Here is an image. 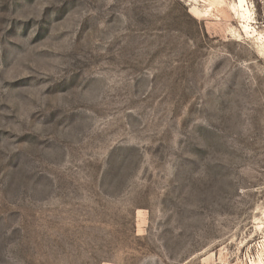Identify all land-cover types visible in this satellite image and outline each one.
<instances>
[{
    "label": "rangeland",
    "instance_id": "374dc122",
    "mask_svg": "<svg viewBox=\"0 0 264 264\" xmlns=\"http://www.w3.org/2000/svg\"><path fill=\"white\" fill-rule=\"evenodd\" d=\"M0 264H264V0H0Z\"/></svg>",
    "mask_w": 264,
    "mask_h": 264
}]
</instances>
